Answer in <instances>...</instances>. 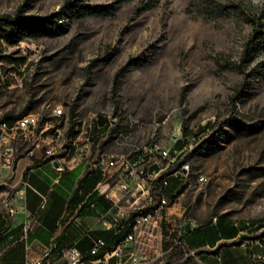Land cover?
<instances>
[{"label":"rangeland","instance_id":"374dc122","mask_svg":"<svg viewBox=\"0 0 264 264\" xmlns=\"http://www.w3.org/2000/svg\"><path fill=\"white\" fill-rule=\"evenodd\" d=\"M87 1L109 12L72 19L65 0H0V15H55L51 29L1 39L0 104L11 117L37 114L41 138L56 137L55 115L68 117L57 146L91 125L81 145L95 153L189 144L178 164L191 163L190 179H172L180 193L169 210L173 236L182 224L184 242L155 264H205L189 247L191 224L221 216L233 222L228 228L241 227L240 240L264 245V47L245 56L253 24L244 12L264 22V0H221L243 13L218 17L200 13L207 0H158L153 7L149 0ZM104 116L105 127L97 124Z\"/></svg>","mask_w":264,"mask_h":264},{"label":"built area","instance_id":"2783aa9c","mask_svg":"<svg viewBox=\"0 0 264 264\" xmlns=\"http://www.w3.org/2000/svg\"><path fill=\"white\" fill-rule=\"evenodd\" d=\"M64 121H68L65 117ZM60 123L52 124L53 134L64 139V132H60ZM90 130L85 129L78 136L79 149H72L68 156L57 157V148L48 145V141L37 140L40 120H31V113L18 117H10L3 111L0 104V183L8 187V198L3 214L11 220L18 212V205L14 200V192H21L28 185L27 181L17 180V164L22 155L34 156L43 149L45 155L53 162H57L60 170L67 164H74L88 149H81L82 135L91 138ZM27 143L24 149L19 145ZM189 144L183 147V152H174L173 145L165 147L154 144L127 153L101 152L91 155L85 176L101 170L104 179L96 187L98 193L104 195L110 206L102 214L100 222L121 232L128 226V231L117 238L111 246L106 239L94 238L91 254L96 256L93 262L112 264L111 258L117 256L114 264H155L158 258L171 249L176 243L183 241V225L174 237L175 224L169 216L167 190L175 188L173 178H184L186 161L178 164L181 157L188 150ZM74 151V153L72 152ZM150 158L145 160L144 156ZM70 157V158H69ZM162 160H171L169 172H159ZM202 177L201 180H206ZM13 191V192H12ZM191 224V229L196 228ZM30 222H26L24 237L28 236ZM194 253L196 250L191 249ZM264 258L256 255V259ZM85 255L82 250L73 245L65 249L60 256H53L51 249L43 251L37 256H29L27 264H84ZM1 264V261H0Z\"/></svg>","mask_w":264,"mask_h":264},{"label":"crops","instance_id":"0c3cea01","mask_svg":"<svg viewBox=\"0 0 264 264\" xmlns=\"http://www.w3.org/2000/svg\"><path fill=\"white\" fill-rule=\"evenodd\" d=\"M54 119L60 122L65 117L55 115ZM42 140L49 141L50 137ZM89 148L86 145L83 149H88L87 152L74 164H67L63 170L58 169L43 149L34 156L22 155L19 158L17 180L21 183L20 187L24 181L28 185L23 191L14 192L18 205L15 217L7 220L3 212L0 213L1 264H27L29 256H37L47 249L58 257L73 245L84 253V264H103L93 262L96 258L90 251L93 239L102 237L111 246L120 232L100 222L110 202L96 190L98 183L104 179L102 171L85 176L89 158L96 154ZM72 149L78 148L70 147L65 156ZM173 209V206L169 207L170 212ZM219 218L199 226L201 229H193L189 235L194 243L193 249L199 253L203 263L255 264L258 261L256 255L264 256V245L259 247L240 240L244 232L241 227L234 223L235 227L228 228L233 222L225 216ZM27 221L30 222V230L25 238ZM217 229L220 230L219 236L216 235ZM198 233L201 236L195 237L194 234ZM117 260L118 257L113 256L111 263Z\"/></svg>","mask_w":264,"mask_h":264},{"label":"trees","instance_id":"16d2710c","mask_svg":"<svg viewBox=\"0 0 264 264\" xmlns=\"http://www.w3.org/2000/svg\"><path fill=\"white\" fill-rule=\"evenodd\" d=\"M158 0H149L147 6L153 7L157 4ZM205 9L200 13L207 17H218L224 15H238L243 13L242 9L233 2L221 1V0H207L204 4ZM63 10L66 11V14L72 19H79L84 17L89 13H107L109 12L108 6L102 5H93L87 0H65L63 5ZM246 18L253 24L252 35L247 42L245 49V56L248 58L252 55L253 51L264 47V22L257 13L251 10H244ZM55 15H49L46 17H25L22 15L11 16L9 14L0 15V41L2 38H5L9 42H13L16 36L17 31H22L23 29L35 28L41 30H48L53 28L55 25ZM75 114L72 112L71 118H74ZM11 117V116H10ZM73 121V119H72ZM97 124H103L104 127L108 126V119L100 117ZM95 129L97 127L95 126ZM188 131L186 130V133ZM185 144L184 139H178L174 144V147L181 148ZM220 220V218H218ZM199 227V226H198ZM201 227V226H200ZM235 227V226H232ZM197 229V227L195 228ZM128 231V226L123 228V230L118 234L121 237L125 232ZM118 237V238H119ZM191 249L193 247L189 246Z\"/></svg>","mask_w":264,"mask_h":264},{"label":"bare ground","instance_id":"6f19581e","mask_svg":"<svg viewBox=\"0 0 264 264\" xmlns=\"http://www.w3.org/2000/svg\"><path fill=\"white\" fill-rule=\"evenodd\" d=\"M3 111L7 112V110L4 107H3ZM57 112H58V114L62 113V109H59ZM31 120H39L38 115L35 113H31ZM76 129L79 130L78 125H77ZM57 139L58 138L56 135V137L55 136L50 137V140L48 141L49 146L58 147L57 148V157H64L66 152L72 146H76L79 149V142H77L78 138L71 140V142H69L68 144H65L64 142H62V143L58 144V146L55 143H53ZM37 140H42L41 136H39L38 133H37ZM173 147H174V145H173ZM183 147L174 149V152H183ZM83 148H84V146L81 145V149H83ZM184 155H185V153H184ZM170 167H171V160H162L161 163L159 164V172H169ZM191 171H192L191 163L189 161H186V167H184V176L187 177L188 179H190ZM202 177H205V175H201L200 180ZM5 188H6L5 184L0 183V193L1 194L5 193L7 191ZM179 193H180V191L173 190L172 196H170V197L168 196V204H175L176 201L179 200ZM7 198H8V196H6L3 200L4 208L6 207V204H7ZM169 216H170V213H169Z\"/></svg>","mask_w":264,"mask_h":264},{"label":"water","instance_id":"95a60500","mask_svg":"<svg viewBox=\"0 0 264 264\" xmlns=\"http://www.w3.org/2000/svg\"><path fill=\"white\" fill-rule=\"evenodd\" d=\"M56 164H58L57 162H55Z\"/></svg>","mask_w":264,"mask_h":264}]
</instances>
